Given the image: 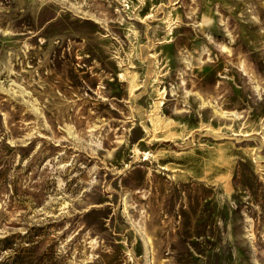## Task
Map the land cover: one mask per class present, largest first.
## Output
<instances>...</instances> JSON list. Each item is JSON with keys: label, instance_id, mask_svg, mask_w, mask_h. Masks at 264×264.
I'll list each match as a JSON object with an SVG mask.
<instances>
[{"label": "rangeland", "instance_id": "rangeland-1", "mask_svg": "<svg viewBox=\"0 0 264 264\" xmlns=\"http://www.w3.org/2000/svg\"><path fill=\"white\" fill-rule=\"evenodd\" d=\"M0 264H264V0H0Z\"/></svg>", "mask_w": 264, "mask_h": 264}]
</instances>
